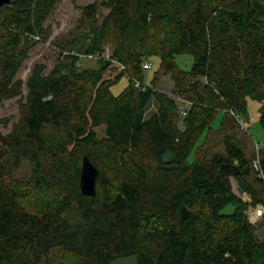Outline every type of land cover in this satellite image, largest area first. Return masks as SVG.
<instances>
[{"label":"trees","instance_id":"trees-1","mask_svg":"<svg viewBox=\"0 0 264 264\" xmlns=\"http://www.w3.org/2000/svg\"><path fill=\"white\" fill-rule=\"evenodd\" d=\"M61 1L0 9V102L18 98L17 122L0 132V264H52L54 250L75 264H264L249 204L231 185L264 208V142L238 136L248 99L264 130V0H95L69 38L52 41L53 68L35 64L23 83L16 76ZM182 54L188 70L174 62ZM80 55L97 68L81 69ZM150 57L160 63L147 84ZM165 77L171 96L156 90ZM211 133L221 150L206 154ZM84 157L97 170L93 196L80 190Z\"/></svg>","mask_w":264,"mask_h":264},{"label":"rangeland","instance_id":"rangeland-1","mask_svg":"<svg viewBox=\"0 0 264 264\" xmlns=\"http://www.w3.org/2000/svg\"><path fill=\"white\" fill-rule=\"evenodd\" d=\"M95 0H62L55 8L53 14L49 17V19L45 23V29L50 32L49 39L46 42H39L30 52L28 59L23 64L20 69L17 79H20L23 83H25L28 75L30 74L31 68L35 64H41L45 66L44 73H48L53 66L55 65L58 58V51L52 45V41H64L69 38V32L72 31L76 25L77 20L80 17V9L93 3ZM103 58L108 59L110 57V51L108 49L103 53ZM151 64L149 70L145 72L146 83L149 84L152 76L157 72L159 68L160 60L157 57H150L149 59H145ZM143 61V62H144ZM174 62L177 67L182 70H188L192 63L193 59L188 54L176 55L174 56ZM79 67L81 69H96V56L90 57L86 55H80ZM132 81H135V78H131ZM127 85V79L124 77L119 82L115 83L111 86V92L113 95H119L121 91ZM172 82L169 77H165L157 84L156 90L171 96L172 91ZM23 93L25 95L26 90L25 87L23 89ZM18 98H14L11 100H4L0 102V132L2 134H7L11 131L13 124H15L18 120ZM176 105L178 111H183L185 109V101L182 99H176ZM259 107L260 104L256 101L247 100V115L244 117L241 122H239V132L238 136L244 138L243 133H248L252 142L256 145H262L264 142V130L259 123ZM154 110V103L150 101L146 108V116H148ZM183 116L180 115L179 126L181 127V120ZM221 120V113H218L211 123L210 127L214 130H217ZM100 135L103 131V128L97 130ZM247 131V132H246ZM204 138L202 135L198 141L201 142ZM245 139V138H244ZM253 143L251 144V148L254 147ZM221 150V135L211 133L209 139L206 142V146L204 147V152L209 154L210 152ZM194 160V152H191L187 158L188 162H192ZM26 169L25 164L22 167L21 175L23 174V170ZM231 185L233 192L240 196L245 202L249 204L247 209V217L249 222L256 228V240L259 242H264V226L262 224V217L264 208L261 203L251 204L250 197L245 194H240L236 183L233 179H231ZM233 211L231 206H227L222 212L223 213H231ZM51 262L52 264H75V260L71 257L66 256L59 250H54L51 254ZM133 258L121 259L116 261L114 264H133Z\"/></svg>","mask_w":264,"mask_h":264},{"label":"water","instance_id":"water-1","mask_svg":"<svg viewBox=\"0 0 264 264\" xmlns=\"http://www.w3.org/2000/svg\"><path fill=\"white\" fill-rule=\"evenodd\" d=\"M12 0H0V9L3 5H9ZM97 176L96 168L87 160H82L80 172V190L83 194L93 196L95 194V179Z\"/></svg>","mask_w":264,"mask_h":264},{"label":"built area","instance_id":"built-area-1","mask_svg":"<svg viewBox=\"0 0 264 264\" xmlns=\"http://www.w3.org/2000/svg\"><path fill=\"white\" fill-rule=\"evenodd\" d=\"M150 67H151V64L149 62L145 61V62L142 63L143 70L147 71V70L150 69ZM135 86L136 87H140V84L138 82H135ZM186 106H187V104H186Z\"/></svg>","mask_w":264,"mask_h":264}]
</instances>
